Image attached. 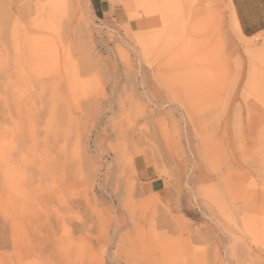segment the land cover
I'll use <instances>...</instances> for the list:
<instances>
[{"label":"rangeland","instance_id":"1","mask_svg":"<svg viewBox=\"0 0 264 264\" xmlns=\"http://www.w3.org/2000/svg\"><path fill=\"white\" fill-rule=\"evenodd\" d=\"M47 1L0 0V264H264V31Z\"/></svg>","mask_w":264,"mask_h":264},{"label":"crops","instance_id":"2","mask_svg":"<svg viewBox=\"0 0 264 264\" xmlns=\"http://www.w3.org/2000/svg\"><path fill=\"white\" fill-rule=\"evenodd\" d=\"M98 11L105 15L111 12L109 0H95ZM231 10H233L244 36L254 37L264 31V0H230ZM114 14L123 13L121 7H113ZM141 177L146 183H150L152 191H161L164 182L153 177L149 170L139 167Z\"/></svg>","mask_w":264,"mask_h":264},{"label":"bare ground","instance_id":"3","mask_svg":"<svg viewBox=\"0 0 264 264\" xmlns=\"http://www.w3.org/2000/svg\"><path fill=\"white\" fill-rule=\"evenodd\" d=\"M55 3H58V2L56 0L47 1V6L49 7L48 8L49 9V11H48L49 15L52 12H54V9L56 7ZM146 3H147L146 8L149 9L147 11L148 14L152 15L155 18L157 17V19L160 20V22L163 25V30H167V31L170 30V28L174 25V23L177 21V18H178V13L180 10L179 0H150ZM52 5H54V8H52ZM233 12L234 11L232 10V13ZM52 15H53V13L50 16H52ZM233 24H234L235 28L242 34L239 23H238L234 13H233ZM217 28H218V25H216L214 22L210 23L208 25V31H207L208 34L210 36L217 34V31H216Z\"/></svg>","mask_w":264,"mask_h":264}]
</instances>
